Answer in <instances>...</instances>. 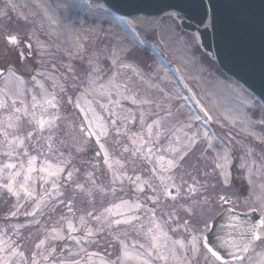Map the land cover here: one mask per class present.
I'll list each match as a JSON object with an SVG mask.
<instances>
[{"label": "snow or ice", "instance_id": "6c2138e0", "mask_svg": "<svg viewBox=\"0 0 264 264\" xmlns=\"http://www.w3.org/2000/svg\"><path fill=\"white\" fill-rule=\"evenodd\" d=\"M15 10L16 5L13 0H7L4 10H0V16L8 15V8ZM195 14L200 16V23H204L205 19L208 20L209 26L213 31L223 30L225 33L234 35L240 40H244L247 37L253 35L257 29L260 35L261 46L264 48V6L257 18L250 11L251 5L249 0H198L197 3L191 6ZM184 12L188 15V12L184 8H180L174 18H178L180 13ZM27 19V17H25ZM32 36H29L31 41ZM9 44L16 46V51L19 60H24L26 54L24 51L19 50L20 40L17 36L12 35L8 37ZM28 49L27 56L36 59L32 53V43L28 42L25 44ZM44 45L39 42L37 38V49H42ZM78 51L83 50V45L77 44ZM51 55L44 51H38V56L41 58L38 63L43 65L45 61L42 59L45 55ZM83 59V57H80ZM113 64L117 62V57L113 54ZM90 69H84L88 76L89 87L85 89V94H90L94 91L92 86L96 83L92 77V73H98L100 68L95 64L94 60L90 57L88 60ZM55 69V64L52 65ZM120 67H130L127 64H120ZM13 66H9L7 69H0V75L4 71L8 72L9 79H17L16 73L12 70ZM36 75L32 77L45 95L43 103L49 105L52 108H57L58 104L55 102V95L47 93L44 90V86L37 77H45L46 79L55 80L54 76L48 72L47 69L36 71ZM68 73H74L75 69L71 66H67ZM139 75L138 73H135ZM69 77L64 75V79L67 80ZM72 80L78 79L76 75L71 76ZM115 79V74L112 79L109 80V84H112ZM54 86L55 83H54ZM73 87L76 85L73 84ZM60 91H65L63 85H60ZM21 90L18 89L17 93L20 94ZM121 93H118L120 95ZM51 96V99H47ZM82 97H77L74 101L71 96L68 97L67 103L74 104V107L79 109V113L82 116L79 124H70L69 130L65 135L70 136L73 143L68 144L67 141L61 140L60 144L68 147L69 149L75 148L76 152H83L85 145L90 144L92 139L95 138V144L98 149H95V157L98 158L103 156V163L107 165L109 171L112 172V183L116 181L123 183L124 179L129 180L135 184L138 192H144V185L151 190L153 195L147 197L148 200L154 205L161 208L168 219L162 222L156 218V208L148 209L151 213L152 227L147 231V238L149 240L148 245L140 244L139 250L135 244L131 247L126 243L125 240L120 239L119 236H114V239L120 244V253L117 255L115 260L108 259L107 255L101 254L99 251H89L82 245V241L90 244L97 245L99 241L95 237L105 231V227L112 229L113 226L119 225H132L133 221L140 219L135 211H138L143 205L137 200L135 203H129V201L121 200L119 204H113L111 207H106L100 215H93V211H88L87 216L97 221L99 227L95 228L87 227L85 234L82 237L72 235V233L79 231L71 219L67 217H61L67 223V235L64 232V226L60 228H52L49 235L44 236L38 243L35 244L34 250L30 256H26L25 252L21 250L20 246L15 242L0 239V264H264V215L256 220H240L239 216L233 215L231 217L232 223L228 226L232 228L243 226L241 231V240L239 242L232 241L230 244V250H227L225 258L220 251V248L228 246L227 241H221L219 246H211V242L208 239L206 233L210 231L209 220L212 217L208 216V211L213 205H224L233 203L231 196L237 195V193L229 191L217 192V186L223 184L225 189L232 186V150L224 144L222 141H218L220 149L216 150L213 141L216 139L214 136H210L209 132L205 130L202 134L197 129L195 132L189 134L184 129H192L193 120L199 121V116H189L188 122L177 121L179 127L176 124L172 125L171 128L165 127V123L168 117H171L173 113L170 109H164L161 105L155 101L147 98L136 99L135 94L126 95L123 98L130 100L133 105H151L155 103L157 109L163 111L165 115L161 116L160 112H152L140 110L139 122L142 126L145 125L146 115H152L156 118L152 120L150 124H147V139L142 135V132H131L130 125L136 122V116L132 109H125L127 114L122 115L121 113L109 109L110 119L107 123L102 122L101 118L97 116L95 109L91 107L90 103L81 105L80 100ZM11 100V104L7 103V100ZM36 96L32 97L31 109L24 104L23 100L20 101L21 106L17 107V97L9 96L7 92H0V109H9L10 114L7 117V123L4 124L0 120V136L3 137L0 140V155L7 157L11 160L14 156L20 155L19 149H23V155L28 157L27 168L25 169L24 163L21 162L19 167L16 163L12 162H0V189L6 190L10 196L16 198V202L12 205L8 215L10 217H16L19 214L33 217V223L39 224V221L35 219L38 213L43 214L41 205L44 204L45 196H52V192L47 189L44 190L43 195H38L36 189L29 184V181L33 179L32 173L36 171L34 167L37 156H30L26 148V141H32L34 135L37 140L43 139L47 145V151H56L59 153L58 163L53 166L48 160L44 161L46 167H41V172H47L49 177H55L51 181V187L58 195H63L59 192L62 185L59 183L62 174L65 171V167L71 163L70 158L60 159L64 157V152L59 147L54 145L53 139L55 132L53 129H58L59 125L57 121L61 119L58 113L53 114L48 120L38 118L36 114L37 104ZM115 106L122 107L120 100L110 101ZM103 107V106H102ZM205 117L208 121H211L213 117L205 110ZM31 115L35 120L37 127L27 130L26 133L17 131L18 124H14L13 120L19 122L23 117ZM264 124V119L258 121ZM234 123V121H233ZM47 127L48 135H42ZM155 128V132H153ZM11 130V131H10ZM241 131L248 135H256L254 132L249 131L247 126H242ZM78 132L80 137L83 138L82 142L75 135ZM131 132V134H130ZM182 133L184 139L181 135ZM114 134L116 137L124 136L131 141V147L124 145L123 153H131L133 158L130 162L135 163L136 159L143 162V171H148L151 175L148 179H142L140 175L135 177L127 176L124 172H117L113 167V159L111 157L109 148L106 146V138ZM167 138V146L161 144V139ZM234 139V138H233ZM257 139H261L264 142V138L257 136ZM203 140L207 145L203 149L199 156L194 157V151L197 145ZM116 144L120 143V140L115 141ZM239 143V141H237ZM40 147H43L41 145ZM242 147H244L242 145ZM207 149H213L215 151V157L212 158L211 166L207 164L208 157L205 155ZM40 155H43L41 152ZM71 152L69 153V157ZM194 157V158H193ZM248 157L249 159H245ZM253 157V149L251 147H244L243 154L238 158L240 163L238 168L246 169L245 179L248 183L247 194L243 195L244 204L252 211L256 212L258 209L264 212V179L259 181L253 180V175H260V172L253 171V164L255 163ZM116 164L123 167L120 160H115ZM203 165V167H201ZM150 166V167H149ZM264 167V166H262ZM210 168V170H208ZM15 169V171H13ZM79 169L75 167L70 168L64 176V181L68 184H75V188L81 193H87L91 195L92 189H85V186L79 182L73 180L75 172ZM135 171V169H134ZM179 173V183H176L177 176ZM23 177L22 181L18 180L19 177ZM89 180L93 187H98L100 192H104L103 187L96 185L95 179L92 174L89 173ZM184 176L191 178V183L184 179ZM200 177V178H198ZM222 178V181L221 179ZM153 179L159 183H153ZM216 180V183H212ZM48 182L47 180L45 181ZM186 185V187H185ZM243 187V186H242ZM123 188H121V191ZM113 195L116 192V188L111 189ZM23 194V195H21ZM171 199L172 205L162 203ZM22 200H32L33 210L20 212L23 207ZM60 204H63L69 212L73 211L72 204L73 199L70 197L66 201L59 200ZM122 208H127V211L133 213L127 215L125 212L120 211ZM171 208V211H167ZM177 209L181 210L184 215H178ZM55 211V208L52 209ZM234 208L226 209V212L233 213ZM247 213H245V216ZM119 217L117 219H111V217ZM80 224L84 225L87 223L84 216L80 218ZM174 223L175 226L171 227V232L175 233L178 229H183L184 233L188 234L187 239L185 238H172L169 235V231L166 229L167 225ZM203 225V228L200 225ZM47 231V230H45ZM54 233V234H52ZM109 235H112L109 232ZM127 234L125 233V236ZM73 240L78 246L77 250H72L67 245L61 248L60 253L56 251L55 245L46 246V242L49 240ZM259 243L261 245V251L255 252V256L248 255L254 252L255 245ZM94 258H96L94 260Z\"/></svg>", "mask_w": 264, "mask_h": 264}, {"label": "rangeland", "instance_id": "374dc122", "mask_svg": "<svg viewBox=\"0 0 264 264\" xmlns=\"http://www.w3.org/2000/svg\"><path fill=\"white\" fill-rule=\"evenodd\" d=\"M90 0H13L14 4H19L21 11L17 13L12 10L8 11V18L10 15L15 18L14 22L7 23V19L4 16H0V46L5 47V62L0 63V68L6 67V69L11 65L13 66L12 70L16 73V77L20 78L19 81L15 78L9 79L8 72L4 71L2 75H0V84L2 88H4V92H7L10 96L17 97V107H20V101L23 100L24 104L28 106L29 112L32 111V97L35 95L37 101L43 102L45 100V95L40 86L33 81L32 78L25 79L27 77H33L36 75V72L33 71H41L47 69L49 73H51V68L53 64L57 62H67L68 65H71L74 69V73H67L69 78L67 80L64 79V75L60 76L52 74L55 78L46 79L37 77L38 80L44 86V90L47 93L54 94L55 98L61 99L66 103V107H60L61 103L58 104L57 108L47 107V104L43 103L37 104L35 109L37 117L48 120L53 114L58 113L61 117L57 124L62 126L63 122L67 124L62 128L61 135L62 137L68 131L69 124H76L77 121H80L79 117L75 115V113H79V109L74 107V104L67 103V99L69 96L73 98L75 101L77 97H86V94L83 93L84 86L87 87L88 76L85 73L84 69H90L91 65H89L88 60L91 57L95 64L98 65V50L99 46H102V53L107 46H112L117 49L121 54L130 53L129 57L136 62L137 64L145 66L147 69H153L156 67L158 62L150 55L149 53L143 52L142 49H133L131 50H123L126 47V43L129 41L130 43L134 42L137 44H147L145 42V37L142 34H139L136 30L135 32H131L124 28L121 21L117 19V17L102 4V2L95 1L94 3H88ZM3 7V8H2ZM0 10L5 9V5L0 2ZM72 9H80L84 12H87V19L83 16H77L72 13ZM20 14L21 21H18L17 14ZM83 13V12H82ZM171 13L165 14L162 17H157L150 19L148 24L146 25H138L142 24V19H134L138 24L136 25L137 30L143 31V34L147 38H151L154 40V44L159 46L172 65L167 68V71L170 72L172 78L165 72L163 67H160L164 76L158 78V84L164 90L162 93H158L157 95L161 97L165 92L171 90L176 95L179 96L180 99L184 100L185 105L188 108H197L199 107L200 111H196L197 116H199L202 120L200 129L201 134L207 130L210 136H214L216 139L213 141L214 147L216 150L220 149V146H217L218 141H222L226 144L232 151L234 149L244 151V147H251L253 149V157L255 163L253 166V171L260 172V175H253L252 179L259 181L260 179H264V168L260 165L259 160L257 162L256 159L260 158L264 159V142L261 139H257V136L264 138V124L259 123L261 119H264V105L263 103L257 99L250 91H248L240 82L234 79L231 76L223 73L217 66L216 62L212 59L210 55H208L199 45L197 36L195 33L186 32L183 28L180 27V19H174ZM27 17V19H25ZM109 19L111 20L109 23H104V26L101 25L102 20ZM132 19V18H131ZM129 19V20H131ZM132 21V20H131ZM68 22V23H67ZM145 24V23H144ZM72 28L79 29V31L70 33L71 35H76L80 38L83 44V50L78 57H75L74 60H65L60 58L63 55L62 50L57 45H51L54 38L57 36V39L60 35H63L67 30ZM101 35L100 32L104 33ZM134 31V30H133ZM126 34L129 36V39L126 38ZM15 35L20 40L19 49L24 51L26 54V58L24 60H19L18 55L15 53V48L8 47L7 36ZM32 36L31 41H29V36ZM37 38L39 42L44 43V47L47 49L57 48V55H45L42 59L45 61L43 65L38 63V60L41 59L38 56V51H42V49H37ZM128 40V41H127ZM149 39H147L148 41ZM31 42L32 53L36 59L27 56L28 49L25 47V44ZM146 46V45H145ZM7 48V49H6ZM74 49V48H73ZM83 57L81 59L80 57ZM105 56V55H104ZM28 62V64H27ZM101 68L98 73H92V77L96 82H102L106 77L107 73L105 67L109 64V60L103 57L100 60ZM26 63V64H25ZM168 63V64H169ZM20 65V66H18ZM33 72V73H32ZM76 75L78 79L72 80L71 76ZM25 80V82H24ZM174 81L181 82L183 86H185L188 92L176 85ZM54 83L56 86H54ZM88 83V84H87ZM76 86L73 87L72 85ZM87 84V85H85ZM60 85H63L65 91H60ZM157 85L153 84L151 89L155 93V88ZM20 89V94L17 93V90ZM190 96L193 101L199 103L192 102ZM97 97V96H94ZM51 96H48L47 99H51ZM89 100V97L87 98ZM164 101V100H163ZM163 101H161L163 103ZM7 103L10 105L11 100L8 99ZM81 105H83L82 98L80 100ZM168 105L170 104L167 102ZM90 104H93L90 101ZM97 103L93 104V109L98 108ZM99 106V105H98ZM205 109L213 119L208 121L205 117H203L204 112L201 111L202 108ZM48 111L45 114V111ZM192 111V109H189ZM101 111V109H100ZM98 111H96L97 113ZM5 114H10L9 109H0V119L4 122L6 120ZM186 112L183 113L185 115ZM32 118L31 115L23 117L21 121L29 120ZM48 118V119H47ZM35 121V120H34ZM234 121V123H233ZM16 122L13 120V123ZM7 122H4L6 124ZM211 125L214 130L211 128ZM242 126H247L249 131L254 132L256 135H248L245 132L241 131ZM59 130V129H58ZM63 133V134H62ZM234 138V139H233ZM182 139H184L182 137ZM0 140L2 137L0 136ZM71 139L70 136L66 135V141L69 142ZM107 140V138H106ZM239 141V143H237ZM60 148L61 151L64 152V157L60 159L70 158L71 160L79 159L78 155L71 151V156L69 157L68 147L61 145L60 143L55 144ZM242 145L244 147H242ZM108 147V144L106 143ZM207 145L201 140V142L197 145L194 151V157L199 156L200 152L205 149ZM46 149V148H45ZM2 151V149H0ZM47 151V150H46ZM110 151V149H109ZM209 151H212L210 154ZM259 151L260 153H255ZM48 152V151H47ZM111 154V152H110ZM215 151L213 149H207L205 155L208 157L207 164L211 166L212 158L215 157ZM233 156V155H232ZM59 153L55 150L52 152H48L44 155L41 160L44 164L45 160L50 161V163L55 166V163L58 162ZM193 157V158H194ZM21 158V157H20ZM13 159V158H12ZM93 162L94 158H91ZM245 159H249L245 157ZM23 161V160H22ZM21 163V160H20ZM238 162H234L232 159V186L230 188L225 189L223 184H219L217 186L216 191H229L237 193L236 196L240 193L244 195L247 194L248 183L245 179L246 169L238 168ZM45 165V164H44ZM114 165V161H113ZM106 169L109 175V178L112 180V172L108 170L107 165ZM67 167V166H66ZM65 167V169H66ZM203 167V165H201ZM115 169V168H114ZM210 170V168L208 169ZM15 171V169H13ZM182 174V173H181ZM200 178V177H198ZM23 177L21 176V181ZM184 179H190L188 182H192L191 178L188 176H184ZM222 181V178H220ZM54 180V177H49L48 182L45 183V186H42V183L39 180L34 179L31 185L36 189L38 195L43 194L44 190L51 186V181ZM66 182L63 183L62 188L59 192L63 193V195H58L57 198H53L51 200L52 204L58 205L59 202L56 203L54 199L64 200V195L66 192H73L70 187L65 185ZM212 183H216V180H213ZM243 186V187H242ZM186 187V185H185ZM3 189H0V239L8 240L12 239L13 242L17 244L20 243V248L25 252L26 256H30L31 252L34 250V246L38 243V239L41 236L42 229H44L41 220L39 224H25L23 220L21 223H18L16 219L7 218L9 210L12 208V205L16 202V198L14 196L7 197L4 194ZM106 191V190H105ZM23 195V194H21ZM235 196V195H233ZM234 197L238 200L237 197ZM101 198V200H103ZM66 201V200H65ZM110 200L104 201L101 204L108 205ZM23 207L20 209V212L33 210V201L28 200V203L21 201ZM175 202H167V205H172ZM51 204V203H50ZM28 205V207H27ZM235 208H242L246 205L244 204V198L239 200L235 205ZM223 208V205H213L208 211V216L212 217L217 212H219ZM43 216L48 215L50 212L46 206L42 207ZM171 208H168L167 211H171ZM259 210V209H258ZM141 213L137 215L140 217L139 220L133 222L136 227L139 226L141 230L147 234L149 228L152 227L151 223V214L146 207H142L139 209ZM262 212V211H261ZM178 215H184L183 212L177 209ZM24 216L25 215H22ZM51 216V215H50ZM166 218H161V220H167ZM52 220V217L49 219V222ZM161 221V222H162ZM211 220H209L210 222ZM21 225V228L17 227V224ZM53 225L59 226L58 221L54 222ZM175 226L174 223L170 224ZM170 225L166 226V229L170 230ZM172 226V227H173ZM203 228V225H200ZM118 230L127 229L128 225H119L117 226ZM51 233V230L48 232V235ZM180 234V238L187 239L188 234L184 233L183 229H178L177 232ZM54 234V233H52ZM122 236V235H121ZM179 237V236H177ZM8 238V239H7ZM44 238V237H43ZM121 238V237H120ZM123 240L127 242V240L122 237ZM9 241V240H8ZM57 241V240H56ZM56 241L49 240L46 242V246L51 244H56ZM131 247L132 245L128 243ZM118 246V255L120 253V244ZM138 249L139 247L136 246ZM143 251L142 249H139ZM261 251V245L257 243L254 248V252L249 253L248 255L255 256V252ZM246 264L248 262L246 261Z\"/></svg>", "mask_w": 264, "mask_h": 264}, {"label": "trees", "instance_id": "16d2710c", "mask_svg": "<svg viewBox=\"0 0 264 264\" xmlns=\"http://www.w3.org/2000/svg\"><path fill=\"white\" fill-rule=\"evenodd\" d=\"M142 18H143L142 24L150 21L149 18H146V17H142ZM104 34H105V31H104ZM66 38L68 39L67 40L68 46L67 47L64 46V47L66 48L67 51L69 49L71 50L70 47H72L73 56L78 57L82 52V51H78V49H77V44H80L79 38L76 35H71V34H68L66 36ZM133 49L137 50V49H139V47L127 42L126 47H124L123 50H131V52H132ZM141 49L143 50V52H145L147 54L150 53V50L148 47H143ZM113 54H115V57H117V62L115 65L112 62ZM104 55L106 56V59L109 60V64L105 67V71L107 73L106 77L104 78V80L102 82H96L92 86L94 91H91L90 94H86V97H82L83 105H85L86 102L90 103V101H92V103L94 104V103H97L99 101L100 106H101V108H100L101 113L99 112V109H97V108H95V111H98L97 116L101 118L102 122L107 123L109 121V119H110L109 109L115 110V111L121 113L122 115L127 114L124 111L125 109H132L133 113L136 116V122L129 126L130 130H131V132H142L143 137L145 139H147V127H146V125L150 124L152 122V120L155 119L156 117L152 116V115H146L145 125L142 126L139 122L140 110H144L146 113H147V111H152V112H158L159 111L161 116L165 115V113L163 111H160V109H157L155 106V103L151 104V105H133V104H131L130 100H125L123 98L124 96L132 95L133 93L135 94L136 99L139 100L141 98H147L149 100L155 101V102L159 103L162 108L170 109L171 112L173 113V115H177L178 110L181 107V103H180L179 99L177 98V95L174 92H172L171 90L165 92L161 97H159L157 95L160 92L162 93V91L164 90L158 84V80H159L158 78H160L164 74L163 70L160 68V67H162L161 65L160 66L156 65V67H154L153 69H147L145 66L143 68V67H141V65L136 64L133 61H129L130 53L121 54V52H119L117 49H115L112 46L106 47V49L104 51ZM121 63L130 65V67H127V68L120 67ZM135 73H138L139 75H136ZM114 74H115V79L113 80L112 84H109V80L112 79ZM87 84H85V85H87ZM153 84L157 85L155 88V93L151 89ZM88 87H89V84L87 85V87L85 86L83 88L84 94H85V89ZM118 93H121V94L118 95ZM101 95H102V97H101ZM94 96H97V97H94ZM88 97H89V100H87ZM115 100H120L122 107H118V106H115L113 103H110V101H115ZM163 100L169 102L170 104L168 105L167 102L162 103L161 101H163ZM93 104H91L92 107H93ZM60 107H63V106L61 105ZM94 107H98V105L94 106ZM75 115H77L79 117V119L81 120V117L77 113ZM172 116L167 118L165 125L166 124H172V125L176 124L177 127H179V125L177 124V121H183L185 123L188 122L187 118L189 116H186L184 119L180 118V117L175 118ZM191 123L193 124V128L192 129L186 128V129H184L185 132H188L189 134H191L192 132H195L197 129L200 131L199 125L194 120ZM66 124H67V122L66 123L63 122L62 126L59 125V127H58L59 130L53 129V131L56 133L54 136V139H53L54 145L60 143L61 140L66 141V135L63 133L62 134L64 136L62 137V135H61L62 128ZM76 124H79V122ZM172 125H171V127H172ZM69 126H70V124L68 125V130H69ZM32 128H34V127H30L28 129H26V131L31 130ZM155 130L156 129L153 128V131H155ZM26 131H25V133H26ZM131 132H130V134H131ZM177 134L181 135V137H183L182 133H177ZM42 135H44V136L48 135L47 127L45 129V132ZM75 135L82 142L83 138L80 137L79 133L76 132ZM111 139H112V142L114 139H115V141L117 139L120 140L119 144H116L114 141V146L116 147V148L114 147L115 148L114 155H115L116 159L120 160L121 164H123V167H121L119 164H117L118 169L124 173H126V171H129L130 174H127V175L131 176L133 178L135 177V175H140L142 177V179H148V177L151 175V173L148 171L142 170V168L144 167L143 162L139 159H136L135 163L130 162L133 159L131 157V153L130 152L129 153H123L124 145L127 144L131 147V141H129L124 136L116 137L114 134L111 135ZM41 140H42L44 146L47 148L45 141L43 139H41ZM35 142L36 141H34V140L25 142L26 148H27L30 156L32 154V149H30L29 147L33 146L35 144ZM72 143H73V141H72ZM161 144H163L165 147L167 146V138L166 137L161 139ZM94 147L96 148L95 143L91 141L90 144L85 145V150L83 152H76V149L74 148V152L78 155L79 159L71 160V163L67 165V169L62 174L59 183L62 185L65 182L64 176H66L67 171L70 168L75 167L76 169H79L78 172L74 173L73 180L83 184L85 186V189L91 188L92 189L91 195H88L86 192L85 193L79 192V190L75 188L74 183L71 185L68 183H65V185L70 187L73 192H66L64 195V200H67L68 198L71 197L73 199V204H72L73 212L76 213L75 215L77 216V220L81 216L88 218V225L92 226L93 229L95 230V228L99 227L98 222L93 220L91 217H86L83 213L85 211H87V212L93 211L94 216L100 215L99 212L104 211V209L106 208L103 205H101L100 203L110 199V197H109V193H110L109 186L110 187L116 186V188L119 189V188L123 187V185L122 184H111V183L106 184V181L104 178L105 170H104L102 161L100 160V157L94 158L95 157V148ZM21 151L23 152V149H21ZM91 158H94L95 162H93ZM27 161H28V157L25 160H23L22 162L25 165H27ZM134 169H135V171H134ZM89 173L92 174V177H93V179H95L97 186L104 187V185H106L105 189H108L107 193L106 192H100L98 187L92 186V184L89 180V176H88ZM180 175H182V174L181 173L178 174L176 183L180 182V180H179ZM186 180L190 181V179H186ZM152 182L156 183V184L159 183L155 179ZM128 183H131V182L129 180L125 179V185H127ZM189 183H191V182H189ZM131 184H133V183H131ZM133 185L135 186V184H133ZM144 189H148L147 185H144ZM136 192H138V191H136L134 189L131 190L132 194H134ZM121 195H122V197H125L124 195H126V193L121 194ZM103 196H106V198L101 200V198H103ZM137 200H139V202L144 207H146L147 210L153 208V203L151 202V200L143 199V198H139V197L137 198ZM58 201H59V198L56 200V203ZM117 203H118V201H117ZM162 203H164V202H162ZM113 204H115V203H113L111 201V205L107 206V207H111ZM43 206H46L50 213L48 215H45V216L38 213L37 216L35 217V219L38 220L39 222H40V219H42L41 223L44 227V229H42V233H41V236L38 239V241L44 237V235L46 233L45 230H49L51 228V226H53V221L51 223V222H49V219L51 217L53 219V215H55V214L60 215V213L57 210V208L55 207V205L52 204V202L47 197H44V204L41 205V207H43ZM53 208H55V211H52ZM155 208H160V207H158L156 205ZM156 212H158V210ZM135 213H136V211H135ZM50 214H51V216H50ZM126 214L132 215L133 213L129 212ZM141 214H143V213H141ZM149 214H151V213L149 212ZM117 218H119V217H115V216L111 217V219H117ZM21 220L27 221V224L28 223L33 224V217L25 216L24 218H21ZM115 227L117 228V226H115V225L113 226L112 229H108L107 227H105L106 232L104 234H109V232L112 233L115 230ZM98 241H99V243L97 245H90V244L82 241V245L85 248H87L89 251H99L101 254H104V255H107V252H112V250H109L108 248H106L104 246L105 241L103 238H101ZM114 242H115V239H110L108 241V243H109L108 247L112 248L114 246ZM65 245H67L69 248H71L74 251L77 250V248H78L75 241H73V240L69 241L68 239H65L60 246L55 244L56 251L58 254L60 253L61 248L64 247ZM107 258L109 259V256H107ZM95 259L96 258H94V260ZM97 264H98V261H97Z\"/></svg>", "mask_w": 264, "mask_h": 264}, {"label": "water", "instance_id": "95a60500", "mask_svg": "<svg viewBox=\"0 0 264 264\" xmlns=\"http://www.w3.org/2000/svg\"><path fill=\"white\" fill-rule=\"evenodd\" d=\"M114 11L122 15L144 14L159 16L164 11L173 10L180 11L184 8L188 15L184 12L181 14L190 21L203 26V29H198L202 44L206 50L216 55L218 62L223 70L237 78L250 88L264 103V48L261 46L259 31L250 37L240 40L234 35L225 33L223 30L213 31L207 28V19L204 23H200V16L192 10V5L198 0H103ZM251 5L250 11L257 18L264 6V0H249ZM184 25L196 28L195 24H189V21H183ZM229 209V208H226ZM226 209L219 214L210 223V231L206 234L211 246H219L221 241H227L228 246L220 248V251L225 258L227 250H230L232 241L239 242L241 240V231L243 226L237 228L229 227L232 223L233 215L239 216L240 220H256L260 218L257 212L248 211L245 213L234 211L233 213L226 212Z\"/></svg>", "mask_w": 264, "mask_h": 264}, {"label": "flooded vegetation", "instance_id": "af4514ba", "mask_svg": "<svg viewBox=\"0 0 264 264\" xmlns=\"http://www.w3.org/2000/svg\"><path fill=\"white\" fill-rule=\"evenodd\" d=\"M236 197L238 198V200H236L235 198H232V196H231V199H232L234 205H236L239 200H242L243 199V197H241V196H236Z\"/></svg>", "mask_w": 264, "mask_h": 264}]
</instances>
